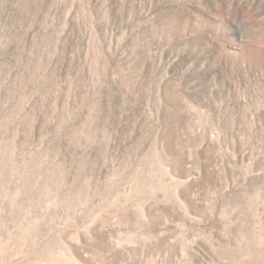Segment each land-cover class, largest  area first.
Returning <instances> with one entry per match:
<instances>
[{"label":"rangeland","instance_id":"rangeland-1","mask_svg":"<svg viewBox=\"0 0 264 264\" xmlns=\"http://www.w3.org/2000/svg\"><path fill=\"white\" fill-rule=\"evenodd\" d=\"M0 264H264V0H0Z\"/></svg>","mask_w":264,"mask_h":264}]
</instances>
